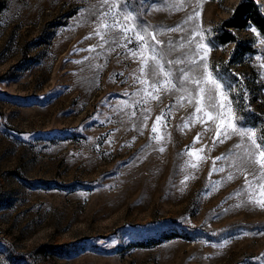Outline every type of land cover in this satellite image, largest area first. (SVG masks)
I'll use <instances>...</instances> for the list:
<instances>
[{
	"label": "rangeland",
	"instance_id": "374dc122",
	"mask_svg": "<svg viewBox=\"0 0 264 264\" xmlns=\"http://www.w3.org/2000/svg\"><path fill=\"white\" fill-rule=\"evenodd\" d=\"M240 1L0 0V264H264Z\"/></svg>",
	"mask_w": 264,
	"mask_h": 264
},
{
	"label": "trees",
	"instance_id": "16d2710c",
	"mask_svg": "<svg viewBox=\"0 0 264 264\" xmlns=\"http://www.w3.org/2000/svg\"><path fill=\"white\" fill-rule=\"evenodd\" d=\"M249 27L264 37V16L257 4L254 0H241L230 17L219 23L214 39L221 45L236 42L235 32Z\"/></svg>",
	"mask_w": 264,
	"mask_h": 264
}]
</instances>
